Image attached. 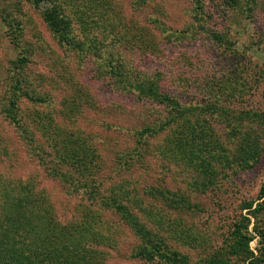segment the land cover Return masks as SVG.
<instances>
[{"label": "rangeland", "instance_id": "rangeland-1", "mask_svg": "<svg viewBox=\"0 0 264 264\" xmlns=\"http://www.w3.org/2000/svg\"><path fill=\"white\" fill-rule=\"evenodd\" d=\"M207 1L215 11L204 25L229 33L230 49L208 39L194 0H45L40 7L0 0V221L9 225L12 195H26L34 208L44 205L39 213L53 211L44 219L66 223L88 215L104 236L95 240L91 264H159L136 256L141 240L115 207L97 204L118 203L188 255L189 264L226 252L234 224L247 215L242 203L258 199L264 183V0L235 7ZM98 3L104 6L93 11ZM53 6L68 14L76 35L100 38L107 32L94 27L104 23L119 40L110 37L94 55L64 46L43 18ZM116 67L152 76L160 92L192 107L188 133L173 124L139 134L167 121L172 107L132 88ZM15 99L12 119L7 112ZM214 103L223 110L205 109ZM168 136L187 141L168 147ZM256 141L260 158L242 168ZM207 147L223 151L224 159L208 157L217 176L202 191L195 187L204 178L199 161L185 151ZM249 218L250 248L260 257L263 237ZM229 259L251 264L243 256Z\"/></svg>", "mask_w": 264, "mask_h": 264}, {"label": "trees", "instance_id": "trees-1", "mask_svg": "<svg viewBox=\"0 0 264 264\" xmlns=\"http://www.w3.org/2000/svg\"><path fill=\"white\" fill-rule=\"evenodd\" d=\"M27 1L36 7H40L45 0ZM194 1L196 16L202 20L201 26L206 29L208 39H210L211 42L213 41L214 45L217 43L218 45L220 44L223 45V47L225 46L227 49H230L233 43L229 33L225 34L219 27H206L204 25V23H209L208 20H206V17L209 14L213 15L212 12L215 10L208 7L207 0ZM224 2L226 3V6L230 5L231 7H235L239 4V0H224ZM102 6L104 5L101 3H98V5L94 4L91 9L96 8L97 10ZM42 14L47 25L64 46L79 49L81 52L88 50L94 55L97 50L102 49V46L105 44L104 41L110 37L114 38V41L119 40L117 38V32H114L113 29H109V26L104 23H97L94 27L95 29H102L107 32V34L103 33L100 38L98 35L92 37L86 32H83L84 36L83 33L81 35H76L71 18L67 13H63V11L57 6L45 8ZM91 23H94V21L91 20L90 24ZM168 29V27H164L161 30L164 33H168ZM108 34L110 36H108ZM111 34L113 35L111 36ZM174 34L180 33L179 31H175ZM174 34L171 33V35ZM24 60L25 57L19 58L20 66L25 62ZM121 63L124 65L123 62ZM122 69L116 67L113 72L120 75L122 79L125 76V79L129 78L132 88L136 87V89L145 96H150L155 100L166 102V104H169L172 107L171 115L168 117L167 121L158 125V128L145 127L143 131L139 132V134L145 135L146 132L157 134L159 131L168 129L173 124H183L185 126L182 128L183 132L188 133L187 129L191 128L189 125L195 122V117L192 115L194 113L191 112L194 111L191 109L192 107H186L175 99H171L169 93L160 92L158 90L159 83L152 76H146L141 79L138 77L139 74H135L128 69ZM21 79L22 78L19 79L18 83H21ZM223 108L224 106L221 104L214 103L211 106H207L205 109L218 113L221 112ZM174 110H176V113ZM18 111L19 105L17 99H15L12 101L7 113L12 119H17ZM224 112H226V110H224ZM204 114H206V112ZM194 131L198 130L192 128L191 132L194 133ZM176 140L178 143H183L184 138L181 137L178 139L176 136H168L167 146L169 147L171 144L176 145ZM257 143H259V141H256V147H259L260 143L258 146ZM168 147L165 149H167L168 152H171ZM251 147V150H247L250 157L247 158L243 165L241 164L242 168L250 167L249 163L254 164L256 159L260 158V147L257 149L255 146ZM180 148L185 150L183 146ZM208 150L209 148L207 147L206 149H201L196 152L195 150L187 149L185 151H189L193 158L199 161L198 167L204 178L201 177L203 180L198 178L195 181V187L202 191L213 186L214 179L217 176V171L213 166V162L211 163L212 165L207 162L209 161L208 157L210 161H212V159H224V153L223 151L220 152V149L212 147L211 151ZM51 174L53 176L57 175L56 172H51ZM30 198L31 197H26V195H12L8 200V208L6 209L8 213L7 217L10 216L8 218L9 225L5 221H0V264H91L90 258L94 257L97 253L95 243L98 242L95 240H102L104 239V236L100 234L98 230L94 229L93 226H89L87 223V220H89L88 215L83 216L80 221H69L66 223H62L60 220L54 218V216H49L44 219L45 214L50 213L51 215V212L53 211L45 208L43 213H39V209L44 207V205L34 208L36 203H33ZM167 198L172 199L171 197ZM176 202L179 204H185V201L179 197H176ZM97 204H100L99 206L104 208L115 207L116 212L128 220L136 235L141 240L136 253L138 258L149 262H157L159 264H189L188 255L170 248L164 242L162 237L150 229L143 221L136 218L133 215L134 213L132 210H129L128 207L122 206L118 203L108 204L103 202L102 204ZM241 208L243 211H247V215H243L242 218L234 224L233 230L226 241V252L222 250L223 253H219L217 256H211L205 259L201 264H229V257L237 255L243 256L245 260H251V264L264 261V247L262 248L260 257H257L250 248V242L253 240L254 236L249 231V224L251 221L249 215H251L257 220L255 228L257 233L263 237L264 241V226L262 225L260 227L259 225L261 215H264V183L261 186L258 199L244 201ZM10 229L11 231H9ZM224 253L227 254L226 258H223ZM95 264H97V262Z\"/></svg>", "mask_w": 264, "mask_h": 264}]
</instances>
